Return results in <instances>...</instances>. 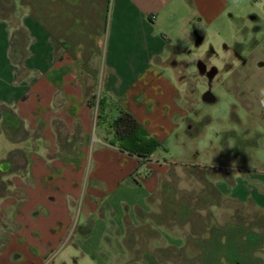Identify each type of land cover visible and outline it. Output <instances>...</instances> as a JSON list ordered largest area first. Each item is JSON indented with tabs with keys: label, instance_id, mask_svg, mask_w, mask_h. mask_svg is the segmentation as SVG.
<instances>
[{
	"label": "crops",
	"instance_id": "crops-1",
	"mask_svg": "<svg viewBox=\"0 0 264 264\" xmlns=\"http://www.w3.org/2000/svg\"><path fill=\"white\" fill-rule=\"evenodd\" d=\"M7 1L27 42L17 65L0 18V264H68L75 236L93 257L125 222L161 223L157 204L174 196L179 167L158 151L186 140L184 65L203 59L191 55L207 39L246 42L264 0ZM120 109L160 144L148 159L114 143ZM214 186L264 216L257 172Z\"/></svg>",
	"mask_w": 264,
	"mask_h": 264
},
{
	"label": "rangeland",
	"instance_id": "rangeland-1",
	"mask_svg": "<svg viewBox=\"0 0 264 264\" xmlns=\"http://www.w3.org/2000/svg\"><path fill=\"white\" fill-rule=\"evenodd\" d=\"M256 10L258 14L251 16L261 29L244 37L246 42L233 41L231 33V41L210 38L211 47L204 42L194 50L191 57L196 52L203 58L205 72L214 70L216 75L201 77L193 60L184 65L189 99L186 135H182L186 140L180 143L172 138L163 145L165 151H158L163 160L179 167L173 170L172 189L176 192L172 198L176 202L183 196L194 219L146 221L145 230L125 222L124 232L109 233L93 257L81 253L75 236L73 259L68 264H146L145 257L153 264H201L200 241L210 239L217 230L215 236L224 245L230 229L231 255H248L250 264H264L261 211L250 203L218 195L214 188L220 178L229 177L232 184L237 170L264 177V8ZM223 44L230 49L226 51ZM208 88L213 103L200 99ZM162 203L159 200L156 212L162 211ZM244 241L251 242L244 245ZM218 258V264L226 260L224 255Z\"/></svg>",
	"mask_w": 264,
	"mask_h": 264
},
{
	"label": "trees",
	"instance_id": "trees-1",
	"mask_svg": "<svg viewBox=\"0 0 264 264\" xmlns=\"http://www.w3.org/2000/svg\"><path fill=\"white\" fill-rule=\"evenodd\" d=\"M21 12L7 0H0V18L7 20L13 32L11 36V58L20 65L25 54L27 36L20 26L19 16ZM90 107L94 103L88 101ZM114 132V143L117 147L140 160L148 159L160 147V144L140 126L137 120L128 112L118 110L116 118L110 124Z\"/></svg>",
	"mask_w": 264,
	"mask_h": 264
},
{
	"label": "flooded vegetation",
	"instance_id": "flooded-vegetation-1",
	"mask_svg": "<svg viewBox=\"0 0 264 264\" xmlns=\"http://www.w3.org/2000/svg\"><path fill=\"white\" fill-rule=\"evenodd\" d=\"M203 74H201V77H210V73H206L205 69H203ZM163 201L162 204V211L160 212V215H156V218L158 219H164L171 222H181L183 220L187 219H194V216L192 215V212H190V209L186 206V200L183 196L179 197V199L175 202L172 198L171 202ZM180 220V221H179ZM230 232L226 235L224 239V245L221 244L220 239L218 236H215V234L218 233V231H214V235L212 233V237L210 239H202L199 243V254H200V262L201 264H218V256L224 255L226 256V260H224L223 264H250L249 256L246 255V257H239L234 252V255H231V250L233 248L231 247V229ZM230 234V235H229ZM252 237H250L251 239ZM252 240V239H251ZM251 241H244V245L249 244ZM249 259V260H248ZM143 261L146 264H153V261L148 259L147 257L143 258ZM130 264H141L139 262H132Z\"/></svg>",
	"mask_w": 264,
	"mask_h": 264
},
{
	"label": "water",
	"instance_id": "water-1",
	"mask_svg": "<svg viewBox=\"0 0 264 264\" xmlns=\"http://www.w3.org/2000/svg\"><path fill=\"white\" fill-rule=\"evenodd\" d=\"M196 65H197L200 75L203 74L202 68L204 69V67L202 65V62L198 61ZM215 75H216V71L212 70L209 78H213ZM200 99L202 102H205V103H213L215 101L210 88H208V90L201 95Z\"/></svg>",
	"mask_w": 264,
	"mask_h": 264
}]
</instances>
